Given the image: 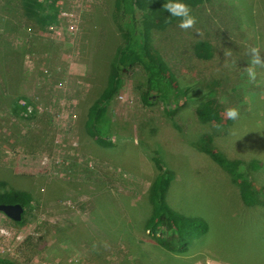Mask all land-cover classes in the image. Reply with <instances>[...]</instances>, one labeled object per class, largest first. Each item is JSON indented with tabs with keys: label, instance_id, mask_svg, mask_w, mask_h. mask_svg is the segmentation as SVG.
I'll use <instances>...</instances> for the list:
<instances>
[{
	"label": "rangeland",
	"instance_id": "obj_1",
	"mask_svg": "<svg viewBox=\"0 0 264 264\" xmlns=\"http://www.w3.org/2000/svg\"><path fill=\"white\" fill-rule=\"evenodd\" d=\"M41 1L43 13L53 6L49 24L27 18L21 0H0V191L31 196L21 221L0 212V256L18 264H264V204L245 206L228 171L239 162L235 173L264 200V68L254 83L246 73L250 47L264 57V0H201L189 4L194 28L180 29L177 18L150 26L183 93L145 104V72L127 71L108 111L109 146L83 121L122 42L114 0ZM205 43L208 58L196 52ZM230 107L238 119L226 117ZM211 111L218 118L206 120ZM155 156L172 174L170 208L208 226L182 253L144 228Z\"/></svg>",
	"mask_w": 264,
	"mask_h": 264
},
{
	"label": "trees",
	"instance_id": "obj_2",
	"mask_svg": "<svg viewBox=\"0 0 264 264\" xmlns=\"http://www.w3.org/2000/svg\"><path fill=\"white\" fill-rule=\"evenodd\" d=\"M201 0H185L188 4H196ZM166 0H114L113 17L118 25V30L122 36V42L115 51V56L109 65L107 82L102 92L86 108L84 125L89 133L96 138L98 144L109 146V136L112 133V124L109 119V108L112 99L123 86L124 74L127 71L139 66L145 72V87L141 91L140 97L145 104H152L156 98L172 103L174 96L182 94L178 86L172 84L170 75L166 72V65L162 61L160 53L154 48L149 38L150 26L162 27L169 21L176 18L163 8ZM47 4L41 0H21L23 12L27 18H35L41 25L49 24L56 18L55 13L50 12L52 4H48V11L43 13ZM137 7L144 9L141 17L137 14ZM147 7V8H146ZM210 46L208 44L197 45L196 52L199 57L208 58ZM153 97H156L153 99ZM175 100V99H174ZM15 108H23L16 104ZM216 111H211L202 115L206 120L218 118ZM201 146V144H200ZM209 152V149H206ZM212 154V157L220 162V165H228V161L221 159V155ZM156 157V156H155ZM224 160V161H222ZM155 159L158 169L156 177L153 179L148 199L151 205L150 215L145 222V231L154 243L164 247L174 253H182L194 239L206 232L207 223L198 216L187 217L176 213L170 208L165 199V192L170 182L172 174L164 170ZM237 166L239 162L233 160L231 163ZM232 167L231 172L234 181L239 184V194L245 206L263 205L264 200L260 191L252 190L251 182L240 179V174H236V168ZM224 169V168H223ZM0 186H4V181L0 180ZM30 194L25 190L8 189L0 191V203H20L23 208L29 203ZM24 212L22 214L23 219ZM21 219V220H22ZM20 220V221H21ZM151 231V232H150ZM0 264H18L14 260L0 256Z\"/></svg>",
	"mask_w": 264,
	"mask_h": 264
},
{
	"label": "clouds",
	"instance_id": "obj_3",
	"mask_svg": "<svg viewBox=\"0 0 264 264\" xmlns=\"http://www.w3.org/2000/svg\"><path fill=\"white\" fill-rule=\"evenodd\" d=\"M163 8L170 14V17L177 18L178 27L182 30H189L196 26L198 17L193 13L191 6L185 0H166ZM250 56L249 66L246 67L247 77L250 83H254L257 78L256 68H264V57L261 55L259 46H253L248 49ZM230 55V53H225ZM226 117L231 120L239 118V110L235 107L226 109Z\"/></svg>",
	"mask_w": 264,
	"mask_h": 264
},
{
	"label": "water",
	"instance_id": "obj_4",
	"mask_svg": "<svg viewBox=\"0 0 264 264\" xmlns=\"http://www.w3.org/2000/svg\"><path fill=\"white\" fill-rule=\"evenodd\" d=\"M24 208L20 203H0V212L13 219L14 221H20L22 219Z\"/></svg>",
	"mask_w": 264,
	"mask_h": 264
},
{
	"label": "crops",
	"instance_id": "obj_5",
	"mask_svg": "<svg viewBox=\"0 0 264 264\" xmlns=\"http://www.w3.org/2000/svg\"><path fill=\"white\" fill-rule=\"evenodd\" d=\"M245 207V206H244ZM238 217H240V216H238Z\"/></svg>",
	"mask_w": 264,
	"mask_h": 264
}]
</instances>
